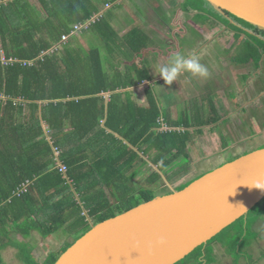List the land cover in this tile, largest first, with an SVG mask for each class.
<instances>
[{"label":"trees","instance_id":"trees-1","mask_svg":"<svg viewBox=\"0 0 264 264\" xmlns=\"http://www.w3.org/2000/svg\"><path fill=\"white\" fill-rule=\"evenodd\" d=\"M36 1L35 4L31 0H0V264H6L1 254L6 247L17 249L23 264H55L73 243L92 229L89 218L96 220L97 224L154 199L149 193L144 196V202L119 210L124 200L132 198L118 197L115 193L116 182L122 179L121 173L126 169L122 168L124 160L116 158L128 152L132 160L138 159L137 154L116 137V133L132 136V119L128 112L122 115L119 110L120 106L129 108L126 101L119 100L121 94L112 96L107 109L104 98L97 96L107 87L99 85L91 89L86 83L89 82L87 75L85 79L69 77L73 75L70 67L74 61L69 66V74L65 75L58 61L59 49L45 54L60 43L65 34L72 33L74 25L92 21L101 12L98 4L92 0ZM184 7L201 13L209 11L214 18L213 24L239 29L205 0H185ZM41 10L45 19L41 17ZM235 20L260 32L242 20ZM103 26L111 29L104 17L91 22L84 31ZM259 42L264 45V42ZM70 58L75 59L73 55ZM80 65L84 72L91 69L86 60ZM83 81L86 84L81 85ZM80 97L77 102L61 101ZM14 99L23 101L15 102ZM43 100L50 102H40ZM65 104L68 106H63ZM150 104V108L144 110L134 107L143 116L133 120L138 124L133 131H140L139 136L130 138L134 145L142 137L152 134L153 128H161L162 110L160 107L157 109L158 104L152 95ZM68 119L72 129L65 134L60 129ZM45 125L50 134L46 133ZM167 133L162 136L166 139L163 153L170 155L176 149L179 153L174 156L185 154L182 150L187 146L184 142L187 134ZM108 145L115 149V158L104 153ZM62 166L67 168V173L62 171ZM156 177L158 174L153 175ZM196 179L183 184L178 191ZM105 187L109 188L111 199L103 191ZM115 200L120 202L117 205L119 211L112 212ZM66 225V234L73 237V243L66 244L58 252L49 253L44 261L36 257L30 243L12 239L13 231H18L23 238L32 237L36 232L48 239ZM243 237L241 232L238 239ZM260 241L264 242V239ZM237 245L238 241L231 245L230 250L235 252ZM193 254L199 264L205 261V264H210L206 258L213 254V250L207 251L201 246Z\"/></svg>","mask_w":264,"mask_h":264},{"label":"crops","instance_id":"crops-1","mask_svg":"<svg viewBox=\"0 0 264 264\" xmlns=\"http://www.w3.org/2000/svg\"><path fill=\"white\" fill-rule=\"evenodd\" d=\"M104 4L105 7L100 10L109 9L106 6L111 4L110 11L107 10L111 12L110 16L104 17L111 29L103 26L84 31L77 29L82 23L76 24L72 33L63 36V38L67 37V40L62 39L45 54L59 49L61 53L58 61L65 75L69 74V66L74 61L75 63L70 67L73 75L70 74L69 77L85 79L87 75L89 82L86 83L90 84L91 89H96L99 85L107 87L106 91L97 95L104 98L107 109L112 96L121 94L122 98L119 100L126 101L129 108L120 106L119 110L122 115L128 112L132 119L130 120L133 136L131 139L136 138L140 133V131H133V128L138 125L133 121L134 117L140 119L143 117L134 107L143 110L150 108L152 95L158 104L157 109L160 107L162 110L160 112L161 128L159 129V126L158 130H153L148 138L142 137L137 145H134L127 137L124 140L121 139V136L116 133V137L127 146L133 147L130 149L138 156V159L132 160L130 154L126 152L123 156L116 158L123 159L125 163L122 168H126L121 173L122 179L116 182L115 193L118 197L133 199V197L147 196L149 193H152V198L169 195L171 192L153 195V192H157L153 189V183L161 181L159 178H163L164 174L168 173L172 167L179 165V162L182 167L187 165L194 154L198 161L212 159L216 156L214 154L222 157L218 158L220 161L210 162V167L213 168L207 170L205 173L207 174L234 159L264 148L252 142L264 132V124L262 126L256 124L257 121H264V115H260V112L264 110V45L259 42V40L264 42L262 32L238 22L231 24L239 29H232L197 20L201 11L186 10L185 0H109ZM116 6L123 8L113 10ZM125 10H131L129 14L135 17L133 23H124L126 16L123 11ZM158 10H162V13L159 14ZM149 44H152L150 48ZM164 44L171 49L172 54L166 57L156 55ZM239 53H245L244 57H238ZM176 54H182L185 57L196 56L200 63L209 69V77L204 79L183 73L177 79V83L180 84L177 87L179 90L173 89L175 86H169L170 92L166 88H160L165 85L162 76L158 74L159 68L166 65ZM70 55H73L75 59H71ZM83 60L89 63L90 71L84 72L81 69L80 64ZM86 83L83 81L81 85ZM175 83L176 81L172 84ZM164 90L166 91L162 93ZM14 101L23 100L14 99ZM40 102L49 103L50 101ZM180 104H182V110L187 112L183 119L180 116L174 118L172 114V112H178L175 109H180L177 108ZM213 112H216V116L212 114ZM254 112H258L260 117H256ZM66 123L61 125L63 128L60 129V132L65 134L72 129L69 119ZM104 123L105 121L103 125ZM249 123L252 128L256 127V133H253V136L251 133L247 136L243 134V128ZM185 127L208 128L207 133L200 130L201 135L196 141L188 139L187 136L184 139L187 144L186 150L192 142L194 147L197 146L196 150H193L194 154L189 156L185 153L176 157L163 153L162 146L166 139L162 136L169 134L167 132H173L175 128ZM44 128L46 133L50 134L48 126L45 125ZM241 136L244 137L239 141L245 139L248 142L239 152L240 154L234 155L228 150L231 145L239 142L238 138ZM260 141L264 142V138L260 137ZM228 142H231L229 146H227ZM222 151L223 153H220ZM104 153L111 158L116 157L115 149H112L110 145L104 148ZM149 164L156 169L149 176L148 181L151 187L145 186V189H141L137 194L122 193L121 189L142 175V170ZM190 171L188 167L186 172ZM155 174H158V177L153 178ZM131 175L134 177H130ZM169 183L172 184L170 180ZM172 189L178 191L176 188L172 187ZM103 191L107 192L109 199L112 198L108 187L103 188ZM144 191L148 193L144 194ZM119 192L122 194L120 195Z\"/></svg>","mask_w":264,"mask_h":264},{"label":"water","instance_id":"water-1","mask_svg":"<svg viewBox=\"0 0 264 264\" xmlns=\"http://www.w3.org/2000/svg\"><path fill=\"white\" fill-rule=\"evenodd\" d=\"M205 1L230 23L242 20L264 32V0ZM263 200L264 149H258L183 190L93 224L55 264H178Z\"/></svg>","mask_w":264,"mask_h":264},{"label":"rangeland","instance_id":"rangeland-1","mask_svg":"<svg viewBox=\"0 0 264 264\" xmlns=\"http://www.w3.org/2000/svg\"><path fill=\"white\" fill-rule=\"evenodd\" d=\"M31 1L35 4L37 2L36 0H31ZM92 1L95 2L96 4H98L97 8L99 10V9H103L105 7L104 2L107 0H92ZM110 6H111V4H108L106 6L107 8H109V9H107L109 11H110ZM122 8H123L122 6H116L113 10H119ZM107 10H105V11L101 10V12L97 15V17H95L96 21L98 19H101L102 17L108 18L110 16L111 12H107ZM138 11L139 10H137V14L139 15ZM158 11H159V14L162 13V10H158ZM123 12L126 16L124 19L125 24L133 23L135 21V17L133 15L129 14L131 12V10H129V11L125 10ZM205 12L206 13L202 12L200 14V16H198L197 20H202V22L208 23L210 25L213 24L212 20L214 18H212L211 13L209 11H205ZM212 15L214 16V14H212ZM41 17L43 19L46 18L43 10H41ZM215 18H216V16H215ZM89 25L90 24L88 23V26ZM137 25H140V24H137ZM263 33L264 32H262V34ZM157 44H155L156 45L155 49H157ZM150 46H152V44H149V48H150ZM171 54H172L171 49L168 46H166L165 44H164V47L160 51L156 52V55H164V57L169 56ZM2 55H4V53ZM244 55H245V53H242V54L239 53L238 57L242 58V57H244ZM177 81L174 85L173 84H171V85L166 84L164 81L165 86H162L160 88H166V89H168V92H170L171 89L169 88V86H175V88H173V89L176 90V89H178L177 88L178 85H180L177 83ZM165 91L166 90L162 91V93H164ZM81 98L82 97L75 98V99L66 98V99H63L61 101H62V103L72 102L73 100H75V102H77V100H80ZM212 98H214V97L212 96ZM57 101L58 100H56L54 102H57ZM63 106H68V104H65ZM177 108H180L181 110L175 109V111H178V112H172V114L174 115V118H177L178 116H180V118L183 119L184 114H186L187 112L182 110V104L177 106ZM212 114L214 116H216V112H213ZM254 114L256 117L259 118L260 115H264V110H262L260 112V115L258 114V112H254ZM256 124L258 126H262L264 124V121H262V120L257 121ZM245 126L246 127L243 128V134L245 136H247L250 133L253 136V133H256V127L252 128L251 123H249L248 125L246 124ZM157 128H158V126L156 128H153V130H158ZM207 129L208 128H204V127L199 128V129H194V128L190 129L189 127H185V128H175L173 131L178 132L180 134H185V135L187 134L186 136L188 137V139H192V141H196V139H198L199 136L201 135V134H199L200 130H202L203 133H207ZM193 131H196V132H193ZM262 133H261L262 136H260V137L264 138V132H262ZM150 135L151 134L147 135L146 138H148V136H150ZM125 137H127L129 139L131 138L129 134L128 135L122 134L120 138L124 140ZM243 137L244 136L239 137L238 141L240 139H242ZM260 137L258 136L252 142L261 147V146H264V142L261 143ZM247 142L248 141H246L244 139L242 141L234 143L233 145H231V148L228 151H230L234 155H237L239 152H241L243 150L244 145L246 146ZM230 143L231 142H228L227 146H229ZM135 145H137V144H135ZM193 145L194 144L192 142L190 145H188V149L186 150V148H187V146H186L182 150V152H185L189 156L193 155L194 154L193 150H196V147H197V146L194 147ZM129 147L133 148L131 146H129ZM262 149H264V148H262ZM178 153H179L178 150H173L172 154H170V155L174 156L175 154H178ZM220 153H223V151ZM90 155H91V153H90ZM214 155H216V156H213L212 159L206 158L204 160L201 159L202 161H198V158H195V154H194L190 158L191 162H189L187 165H184L183 167L179 162L180 166L177 165V166L172 167L168 173L164 174L163 178L162 177L159 178V180H161V181H158L157 183L156 182L153 183V189H155V191H157V192H153V195H156L158 193L164 194L167 192L172 193L173 191H175L174 189H172V187L176 188V189H180L178 187H180L183 183L192 180L195 176H198L202 173L205 174L207 172V170H209L210 168H213L212 166L210 167L211 161L212 162H213V160H219L220 161V159H218V158H222V157H219L218 154H214ZM232 159H234V158H232ZM188 167H189V171L191 170L190 172H186ZM154 171H156V169L149 164L148 167H145L142 170L141 173H143V174L140 175L136 180H134L130 183H127L126 186L121 189V192L126 193V194H130V193L131 194H137L141 189H145L144 188L145 186L151 187V184L149 183L148 180H149L150 174H152ZM185 172H186V174H184ZM199 177L200 176H198V178ZM169 180L172 182V184L169 183ZM121 192H119L120 195L122 194ZM140 194H141V192H140ZM139 201L144 202V197H142V196L141 197H133V199H131L129 201L124 200V203L122 202V206L119 208V210L126 208V207H129L130 205L135 206L139 203ZM119 204H120V202L118 200H115V202H113L114 206L112 207L111 211L112 212L119 211L118 207H117V205H119ZM138 206H139V204H138ZM86 213H88V212L86 211ZM119 215H121V214H119ZM89 221H90L91 226L93 224H96L95 223L96 220L94 221L92 218H89ZM67 227H68V225L63 227L57 234H55L53 237H50L48 239H44V238L40 237L39 235L36 234V232L33 234L32 237L23 238L18 233V231L12 232V239L16 242L18 240H21L23 242L30 243V245L32 247H34L33 253L36 255V257L38 259L44 261V260H46L49 253L58 252L66 244L73 243V240H74L73 237L66 234L65 229H67ZM240 228H242L243 231ZM240 231L243 232V235H244L243 238H245V240L243 238L238 239V237L241 233ZM262 239H264V202L263 203L261 202L257 207H255L254 212H250L246 217H244L240 221L235 222L232 226L228 227L225 231H223L221 234H219L213 242L210 241L211 243L209 242L208 244H206L205 246H202V247L204 250L207 248V251L213 250V254L208 255L206 258V260H208L210 262V264H215V263L216 264H246V263L247 264H264V242L260 241ZM236 241H238V245L236 247L235 252H233L230 250V249H232L231 245L233 243H235ZM257 241H259V243H260L259 245H257ZM242 242H244L243 245H240V243H242ZM216 252H217V254H216ZM220 253L222 254V256H220ZM1 254H3L4 261L6 264H23L19 258L18 250L13 248V247H6V248L2 249ZM195 254L188 256L186 261L183 260L178 264H199V262L197 261V259L195 257ZM205 263H206V261L203 264H205Z\"/></svg>","mask_w":264,"mask_h":264},{"label":"clouds","instance_id":"clouds-1","mask_svg":"<svg viewBox=\"0 0 264 264\" xmlns=\"http://www.w3.org/2000/svg\"><path fill=\"white\" fill-rule=\"evenodd\" d=\"M183 73H189L193 77L204 79H207L210 75L209 69L200 63L196 56L185 57L182 54L172 56L168 63L160 67L158 71V74L162 76L165 83L169 85L174 81H177L178 77ZM254 183H259V181ZM164 242L165 241L162 238L158 241L160 244H163Z\"/></svg>","mask_w":264,"mask_h":264},{"label":"built area","instance_id":"built-area-1","mask_svg":"<svg viewBox=\"0 0 264 264\" xmlns=\"http://www.w3.org/2000/svg\"><path fill=\"white\" fill-rule=\"evenodd\" d=\"M96 17H97V16H96ZM95 21H96V19L94 18L92 21H90V22H88V23L91 24V22H95ZM88 23H86V24H82L81 26H78L77 29H78V30H81V29L84 30V29H86V28H89L90 25L88 26ZM63 40H64V41L67 40V37H64ZM59 154H60V153L57 151V155H59ZM61 169H62V171H63L64 173H67V168H66V167L62 166ZM30 185H31V184L29 183L28 186L30 187ZM28 186H27V187H28Z\"/></svg>","mask_w":264,"mask_h":264},{"label":"bare ground","instance_id":"bare-ground-1","mask_svg":"<svg viewBox=\"0 0 264 264\" xmlns=\"http://www.w3.org/2000/svg\"><path fill=\"white\" fill-rule=\"evenodd\" d=\"M243 218H244V217H243ZM229 227H230V226H229ZM226 229H227V228H226ZM223 231H224V230H223ZM223 231H222V232H223Z\"/></svg>","mask_w":264,"mask_h":264},{"label":"flooded vegetation","instance_id":"flooded-vegetation-1","mask_svg":"<svg viewBox=\"0 0 264 264\" xmlns=\"http://www.w3.org/2000/svg\"><path fill=\"white\" fill-rule=\"evenodd\" d=\"M236 23H237V21H236Z\"/></svg>","mask_w":264,"mask_h":264}]
</instances>
